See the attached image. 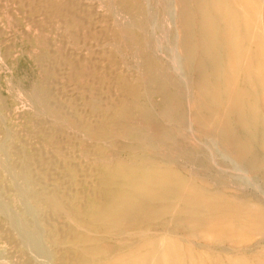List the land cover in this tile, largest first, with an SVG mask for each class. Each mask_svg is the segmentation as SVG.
<instances>
[{
	"label": "bare ground",
	"instance_id": "obj_1",
	"mask_svg": "<svg viewBox=\"0 0 264 264\" xmlns=\"http://www.w3.org/2000/svg\"><path fill=\"white\" fill-rule=\"evenodd\" d=\"M113 1L127 20L103 30L112 46L106 53L110 67L41 44L37 59L49 79L65 69L69 80L90 78L96 89L102 83L100 94L108 96L99 105L89 89L86 110L81 91L71 100L51 87L41 89V107L79 134L73 138L40 121L32 130L39 145L28 152L1 131L0 166L16 181L5 171L0 210L30 253L52 264H264V203L233 195L220 181L211 179V185L184 174L160 142L184 140L189 112L190 123L213 131L225 159L264 180V0H176L179 63L194 76L185 84L187 110L177 84L157 70L142 0ZM32 3L47 19L58 18L67 37L79 38L80 29L95 23L78 0ZM1 226L0 235L19 243ZM177 230L182 233L174 235ZM256 235L263 246L258 242L260 250H250Z\"/></svg>",
	"mask_w": 264,
	"mask_h": 264
},
{
	"label": "rangeland",
	"instance_id": "obj_2",
	"mask_svg": "<svg viewBox=\"0 0 264 264\" xmlns=\"http://www.w3.org/2000/svg\"><path fill=\"white\" fill-rule=\"evenodd\" d=\"M52 1L57 2L60 0H52ZM78 1L80 4H83V6H85L84 7L85 11L90 14V17L88 15V18H90L89 22L93 20V22L95 23H90V25L86 26L82 30L80 29L79 38H75L69 36L67 37V35L65 36L64 31H62L63 28L61 27L62 23L58 18L53 17L52 19L51 18L47 19L43 15V13L39 11L37 8L33 9L35 11L34 12L32 10L34 6L32 0H0V99H2L0 100V108H1L0 135H1V131H5V133L7 132L6 134H8L9 137L11 136L14 137V139L10 138L14 141V144H16L17 146L22 145L21 146L22 148L26 147L25 148L26 150L23 148V150L25 151L29 150L28 152H30L31 150L35 149V144L38 143V139L36 138V136H34L33 131L36 124L40 125V121L43 125L49 124L51 127L53 126L52 130H56V133H58V135L60 136L67 135L70 136L71 138L74 137V134L75 136L76 135L79 136V134L73 131L70 127H68L63 120H60L58 115H53L51 113H48L43 106L41 107L42 104L39 102L37 95L41 93V89H43V87L44 89L51 87L53 91L56 94H58L59 97L62 98L64 97V99L71 98L72 100V98L74 97L72 95H78L80 91L81 92L79 94L85 93L84 95L81 94V96L84 97L85 99L84 100L85 103L83 102V106H84L83 108L86 110H91L88 101L91 99V97H93L92 95H97V97L101 101V103L97 102L99 105H102V103L104 104L105 100L107 99V97H105L108 96L106 93L100 94L102 93V89H101L102 83H100L101 87L100 88L98 87L96 89L95 87L97 86L96 84L98 82L93 81V79L90 80V78H88L89 79L88 80L84 78L83 80L82 77L80 78L78 77L75 81L69 80L67 76L70 73L67 75L66 73L67 71L64 72L65 69L63 70V73L57 75L54 80L52 79L53 80L52 81L51 79L48 78L46 73L42 71L40 63L38 62L37 59L38 55L43 49L41 44L45 42L47 43V48L50 49L51 51H56L57 48L61 47L62 50H65L66 53L71 51L69 53L70 54L72 53L71 54L72 57L73 56L79 57L78 59H82V60H91L100 69L101 67L102 68L104 67L106 68L108 66L110 67L108 62L109 58L107 57L108 56L107 54L108 51L112 49V46L110 42L104 40L102 33H104L107 25H112L113 23L116 25L123 24L127 20V16H125L124 13L119 10V7L117 5L110 4L114 2L113 0L112 1L78 0ZM142 2L143 4L140 2L142 4L141 7L142 10L145 11L144 17L145 20L147 21V28H146L147 31L145 33L147 41L149 42L147 43L150 47L151 53L155 55L157 61L159 59L158 62L160 67L157 68V70L159 73H161V75L162 74L164 75V73L167 74L164 75L168 77L167 82L170 80L171 81L170 84L172 83L177 84L178 86L177 91H181L178 93L181 95V99L183 98L182 100L184 101L185 108L187 110L189 105V92H188L189 86H187L188 83H186V80L188 79L187 78L188 76L189 78L191 77L192 79L194 78V76L192 74L186 75V73L183 71L179 63V53H178L179 50H178V40H177L179 23L176 12L178 11V4L176 3V0H142ZM119 14L120 15L123 14V15L120 16ZM123 16L124 18L122 20ZM38 21L40 22L39 26L41 28H38L39 27L37 25ZM121 21L123 22L121 23ZM53 22H55V25H53ZM58 27L61 28L59 29ZM41 29L44 30L43 31L44 34L42 31H39ZM46 29L51 31L52 33L49 31L47 32ZM56 30H58V35L60 34V36L57 35ZM45 32H47V34ZM50 33L53 35H50ZM41 35L42 37H40ZM64 36L67 38H65ZM55 37L57 38V40H55L56 39ZM40 39L42 42L40 41ZM151 40L154 45V46L152 45V47L150 45ZM144 45L146 46V44ZM154 50H156V52L159 53L158 54L159 57ZM168 72L171 73L173 77H170L168 75ZM77 80L79 81V83L77 82ZM161 80L163 81V78ZM187 81L189 82V80ZM89 89L98 93L94 94V92L90 91ZM89 91L92 92L91 97H90V93L86 94V92ZM112 93L115 92L112 91ZM191 95L192 93L190 94V96ZM187 114L189 115H186L187 128L185 131L186 133L184 140L183 141L178 140L176 141V143L174 141H166L163 139L160 141L163 143L162 144L163 146L166 147L169 146L167 148L170 151L165 150V153L170 152L167 154L170 158L173 157V160L175 159L177 161L176 162L177 167L183 173L186 172L188 174H191V176L194 175V177L198 180L206 178V180L210 184L212 183L211 185L214 184L213 182L214 180L220 181V183H223V186L227 188V190L228 188H230L228 191L231 192L233 195H243V196L247 195L252 197L255 196L256 199H259L264 203V180L259 179L260 177L259 176L256 177L255 174H250L248 171H244V170L242 171L234 163L225 159L224 158L225 156L222 154V150L217 145L215 135H212L213 131L212 130L204 131L200 127L195 126V124L190 123V113L188 112ZM55 117L57 119H55ZM28 132H30V134ZM148 132L152 134L151 131ZM211 132L212 134H210ZM80 136L82 137V135ZM29 137L31 138L29 139ZM16 138H18V140ZM21 141H23L22 144H20ZM163 141H165V143ZM38 145L39 143L36 145V147ZM216 145L218 148L216 147ZM214 146L215 148H213ZM102 148H104L105 150L107 149L106 147H102ZM214 149L216 150L214 151ZM216 151H219L220 154L218 155L217 154L218 152ZM199 161L201 162L205 161V163L203 164L200 163ZM0 168L2 169L3 167L0 166ZM1 169L0 171L2 172V174L1 173L0 174L3 177L6 170L4 168L2 170ZM6 173L9 175L10 179L13 182L16 181V177L12 173H10V171H6ZM2 177L0 178V183L2 182L3 184L1 185H4L5 184L4 180L6 178L5 175L3 178ZM1 179H3V181ZM211 179L214 180L211 181ZM21 195L24 198V195L23 194ZM1 207L2 206L0 205V208ZM17 208H18V203L16 201H13L11 209H14L16 211ZM27 210L33 215L31 208H28ZM4 211H2V209L0 210V214H1L0 226L3 224L1 227H4V229H6L8 232L10 230L11 232L13 231V233H11L13 234L12 236L14 237L13 240L15 239L19 243L15 242V244L13 245V241L9 240L10 243L12 242L11 246L15 247V249L13 247L10 249L11 246L9 247L7 246L10 245V243L7 241L8 239L0 235V248H1L0 252L3 251L2 255H0L1 256L0 264L8 263V259L10 262L8 264H11V262L12 263L15 262V264L18 263L28 264L27 261L30 262L29 264H39V262L40 264H49V263L52 264L51 261H49V259L38 258L37 256H34L32 253H30L31 251L29 250L27 244H23L24 242L19 241L21 235L14 228L13 224H11V221L8 222L10 219L8 218V216ZM9 215L11 216V213ZM3 217L4 219L6 217V219L4 220ZM7 219L9 220L7 221ZM4 221L7 222L4 223ZM4 225L8 226V228L5 227ZM10 225H12L11 227L13 228H11ZM37 225L39 224L37 223ZM38 227L39 226H37V228ZM175 232L176 233H174V235L182 233L181 231L178 230ZM15 233L17 236L15 235ZM25 233L29 234L27 229H25ZM253 238L254 239L252 241H254V245L252 244L249 245V248H251L250 250H260L259 246H263L261 243L263 238L257 235L254 236ZM3 239L6 240L4 241ZM2 240L4 243L2 242ZM258 242H259V246L255 247V245ZM16 243L17 245L20 246H17ZM24 245L26 246L25 249H24ZM251 245L254 246V248H252ZM5 249L7 250L6 254H8V252H11V254L9 253L10 255H7L8 257H6V254L5 256L3 255ZM23 249L25 250V252H23L24 251ZM12 250L14 253L12 252ZM20 250L21 252H23V255L21 254ZM26 252L29 254L28 257L26 256L27 254ZM18 253L20 254L19 256L21 257L18 256ZM11 255H15L14 258H12L13 256ZM3 256L8 258V259L3 258L4 261H6L5 263H3V259H1ZM16 256L19 257L20 259L18 260ZM23 256L27 257L26 259L31 257V259L24 260L25 258L22 259ZM36 258H38L39 260ZM31 260H33L34 262L37 260L38 262L36 261L34 263Z\"/></svg>",
	"mask_w": 264,
	"mask_h": 264
}]
</instances>
